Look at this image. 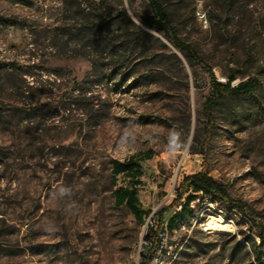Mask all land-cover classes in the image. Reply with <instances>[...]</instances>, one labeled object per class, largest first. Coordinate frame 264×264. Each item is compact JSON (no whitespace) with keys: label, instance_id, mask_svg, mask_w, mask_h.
Masks as SVG:
<instances>
[{"label":"rangeland","instance_id":"obj_1","mask_svg":"<svg viewBox=\"0 0 264 264\" xmlns=\"http://www.w3.org/2000/svg\"><path fill=\"white\" fill-rule=\"evenodd\" d=\"M227 1L203 0L209 16H222L220 28L212 19L205 28L196 0H165L178 34L200 45L219 80L234 70L262 81L254 100L229 102L236 123L218 121L201 154L190 145L210 91L208 71L192 69L140 21L136 13H150L148 0L123 2L137 26L178 54L188 79L176 62L162 65L163 58L141 57L118 70L79 31L81 10L93 0H0V264H140L147 236L178 252L173 264H245L242 248L235 259L228 256L245 235L259 242L258 235L241 223L246 217L208 196L193 203L194 214L175 232L166 230L180 210L184 176L201 170L226 184L264 226V0H239L231 27ZM231 29L240 41L219 36ZM148 49L163 50L154 39ZM147 151L153 158L141 157L139 186L147 214L139 224L126 205H115L114 191L128 181L113 178L111 161ZM211 222L231 226L215 230Z\"/></svg>","mask_w":264,"mask_h":264},{"label":"trees","instance_id":"obj_2","mask_svg":"<svg viewBox=\"0 0 264 264\" xmlns=\"http://www.w3.org/2000/svg\"><path fill=\"white\" fill-rule=\"evenodd\" d=\"M238 1L228 0V6H224V14L227 20L230 19L231 21L228 23V26L233 24L234 11ZM104 2L105 0H93V5L90 8H82L81 14L83 15L82 21L84 27L79 28V31L83 33L84 37L92 41L91 44L97 47L101 53L107 52L118 70L119 67L125 68L130 66L134 60L141 57L142 61H149L151 59L155 61L156 59L163 58L162 65L169 66L170 60L176 62L179 69L183 72L185 79H188V74L184 71L185 64L183 60L177 53L168 52L166 50L167 44L161 38H156L151 32L142 30L137 26L129 16L123 0H118V4L115 7H110V4L105 5ZM129 3L130 5L132 4L131 0ZM148 3L150 8L148 15L143 17L136 13L140 21L149 30L161 34L180 51L192 69L195 66H200L208 71L210 91L202 102L201 110L197 113L196 128L190 145L191 153L204 154L205 148H207L214 135L218 121L222 122L228 119L231 123L235 124L238 115L234 111L233 105L241 102L243 99L254 100L256 92L261 86V78L259 75L252 74L251 72L239 76L234 70H230L224 73L226 76L225 81L219 80L213 67L209 66L205 52L200 48V45L195 41L184 39L178 34L169 4L165 0H148ZM108 7H110V10L106 13L108 18H105L104 13ZM221 17L220 15L213 19L208 14V19H212L214 25L216 24L218 28L221 27L219 22ZM128 25L133 28L132 31H130ZM105 36H111L112 38L106 41ZM219 36L226 37L225 40L236 43L240 41L242 34L240 32L234 34V31L231 29L230 31H224ZM150 39H154L163 50L161 52H149V49L146 50V45ZM139 49L142 50V54L134 59L133 53ZM134 66L132 67V71L134 72L128 74L132 77L135 76ZM260 73H264V68L260 70ZM238 77H241V79L236 84L235 80ZM194 84L196 87L199 85L197 80H195ZM229 102L233 105L229 106ZM141 157L151 159L153 158V154L147 151L140 156L133 155L123 161L117 159L111 161L113 178L116 179L118 176H123L128 181V185L119 186L114 191L115 205L118 207L126 205L139 224L144 223L147 214L141 207L139 199V186L142 184V177L144 175ZM200 196H208L212 202L230 211L235 210L244 219L246 217V220H243L241 223L248 225L250 231H254L259 237V242H257L253 233H251L245 235L243 240L237 241L236 246L228 256L229 260L235 259L239 250L238 248H242L246 257L244 260L245 264H264V226L261 224L260 227L257 224L255 218L252 216V208L242 200L232 198L228 186L212 177L208 170H201L184 176L176 198V203L179 204L180 210L168 220L167 230L169 233H173L179 227V222L194 214L193 203ZM237 224L241 225L239 222ZM146 240L150 241L151 245L147 247L145 252H141L140 264H149L158 244L151 236H147ZM247 245H249L250 249H248Z\"/></svg>","mask_w":264,"mask_h":264},{"label":"built area","instance_id":"obj_3","mask_svg":"<svg viewBox=\"0 0 264 264\" xmlns=\"http://www.w3.org/2000/svg\"><path fill=\"white\" fill-rule=\"evenodd\" d=\"M197 1V8H196V16L198 20L201 22V24L205 27H209V20H208V14L207 11L203 7V0H196ZM167 230V227H166ZM168 231V230H167ZM176 229L173 231L175 232ZM145 246H143V249L141 252H145L147 247L151 245V242L148 240H145ZM140 252V253H141ZM178 252L176 254L167 252L166 250H163V244L160 241V243L157 244L153 254L152 258L149 262V264H173L177 257Z\"/></svg>","mask_w":264,"mask_h":264},{"label":"bare ground","instance_id":"obj_4","mask_svg":"<svg viewBox=\"0 0 264 264\" xmlns=\"http://www.w3.org/2000/svg\"><path fill=\"white\" fill-rule=\"evenodd\" d=\"M212 223V222H211ZM231 225L230 224H225V225H219V224H215V223H212V227L215 228V230H222L223 228H226V227H230ZM214 230V231H215ZM220 232V231H219Z\"/></svg>","mask_w":264,"mask_h":264},{"label":"water","instance_id":"obj_5","mask_svg":"<svg viewBox=\"0 0 264 264\" xmlns=\"http://www.w3.org/2000/svg\"><path fill=\"white\" fill-rule=\"evenodd\" d=\"M171 44V43H170ZM171 46L176 50V52L178 53V54H180L182 57H183V55L180 53V51H178L172 44H171ZM184 58V57H183ZM0 109H1V106H0ZM1 117V116H0Z\"/></svg>","mask_w":264,"mask_h":264}]
</instances>
